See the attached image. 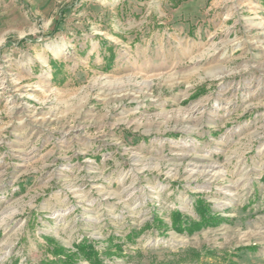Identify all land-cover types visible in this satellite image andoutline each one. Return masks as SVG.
<instances>
[{"label": "rangeland", "instance_id": "1", "mask_svg": "<svg viewBox=\"0 0 264 264\" xmlns=\"http://www.w3.org/2000/svg\"><path fill=\"white\" fill-rule=\"evenodd\" d=\"M84 238L264 264V0H0V264Z\"/></svg>", "mask_w": 264, "mask_h": 264}, {"label": "trees", "instance_id": "2", "mask_svg": "<svg viewBox=\"0 0 264 264\" xmlns=\"http://www.w3.org/2000/svg\"><path fill=\"white\" fill-rule=\"evenodd\" d=\"M196 94L195 96H197ZM195 212L198 215V220H188L182 217L180 211H172L171 216V226L177 232H187L192 233L195 230H199L202 227H208L212 225H217L221 219L216 215H212L208 204L202 199H196L195 201ZM161 220H157V223H161ZM131 233L127 235L131 239ZM53 245L50 250L52 259H45V261H40L38 264H77V256H82L89 264H106L102 257V254L107 252L99 251L96 249L95 245L89 239H82L79 243H76L74 247L77 249V254L66 253L63 247ZM50 246V245H49ZM113 247L117 251H121V244H113Z\"/></svg>", "mask_w": 264, "mask_h": 264}]
</instances>
